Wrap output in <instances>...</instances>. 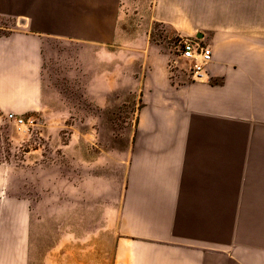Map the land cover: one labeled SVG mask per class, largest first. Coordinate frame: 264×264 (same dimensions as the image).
Instances as JSON below:
<instances>
[{
	"label": "crops",
	"instance_id": "1",
	"mask_svg": "<svg viewBox=\"0 0 264 264\" xmlns=\"http://www.w3.org/2000/svg\"><path fill=\"white\" fill-rule=\"evenodd\" d=\"M208 1L212 28L248 24L232 15L242 12L247 0ZM256 2L264 6V0ZM124 4L0 0V18H14L16 26L8 32L0 28V122L7 113L32 117L47 139L69 121L97 122L109 94L120 88L114 69L105 82L100 61L103 50L120 42ZM153 8L162 17L167 0H154ZM255 23L264 29V20ZM244 33L198 35L213 51L208 80H194L182 62L173 65L176 56L162 45H150L145 67L133 79L134 128L126 148L111 150L121 176L118 183L111 180L106 219L118 233L121 227L127 235L149 239L139 264H200L199 254L207 252L247 253L246 264H257L250 254L264 250V32ZM56 43L85 52L73 67L56 68V61L71 63L68 56L56 60ZM88 48L96 50L91 70L81 65ZM79 137L80 195L94 199L96 218L103 219L109 180L102 171L103 151L88 145L97 129ZM93 154L95 159H87Z\"/></svg>",
	"mask_w": 264,
	"mask_h": 264
},
{
	"label": "rangeland",
	"instance_id": "2",
	"mask_svg": "<svg viewBox=\"0 0 264 264\" xmlns=\"http://www.w3.org/2000/svg\"><path fill=\"white\" fill-rule=\"evenodd\" d=\"M247 1L242 12L232 14L236 21L248 23L244 28L214 29L208 24L214 16L208 0H167V11L162 17L153 8L154 0H125L120 42L103 50L100 61L105 82L111 81L112 69L119 74L120 88L109 94L113 107L108 102L97 122L93 119L81 126L69 121L51 139L39 134L38 129L33 131L1 120L0 264H139L145 259L144 247L149 239L127 235L121 227L118 233L113 222L106 219L110 216L111 180L118 183L121 176L118 158L111 150L126 148L127 134L134 128L137 96L133 79L142 73L150 45L164 46L170 56L178 54L182 39H199L198 35L201 39L218 31L245 32L250 37L260 35L264 29L255 22L264 20V6L257 5L256 0ZM188 10L196 17L188 14ZM15 27L14 18H0L4 32ZM55 50L56 60L64 56L71 59L70 64L61 61L58 65L56 61V68L73 67L77 63L75 59L85 52L64 43H56ZM86 51L81 65L94 69L96 50ZM112 51L116 54L114 58L108 53ZM86 129L92 133L97 129L98 137L88 145L90 148L96 143L103 151L102 171L109 180L104 198L108 206L101 213L103 219L96 218L94 199L80 195L79 134ZM87 159H95V154ZM160 255L152 253L153 257ZM248 255L207 252L199 254V261L200 264H246ZM250 257L257 264L260 259L264 264V250Z\"/></svg>",
	"mask_w": 264,
	"mask_h": 264
},
{
	"label": "built area",
	"instance_id": "3",
	"mask_svg": "<svg viewBox=\"0 0 264 264\" xmlns=\"http://www.w3.org/2000/svg\"><path fill=\"white\" fill-rule=\"evenodd\" d=\"M176 59L173 65L182 62L185 72L189 73L196 81L208 80L209 66L213 61V51L209 45L198 41V39H182L179 45ZM6 122L26 129L37 130V121L32 117H22L14 113H7L4 116Z\"/></svg>",
	"mask_w": 264,
	"mask_h": 264
}]
</instances>
